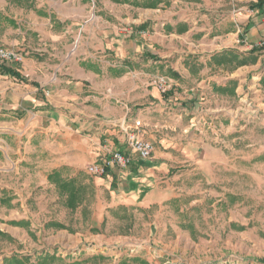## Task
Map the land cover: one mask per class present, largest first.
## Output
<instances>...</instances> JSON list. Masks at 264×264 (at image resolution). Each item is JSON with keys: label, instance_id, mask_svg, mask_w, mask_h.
Listing matches in <instances>:
<instances>
[{"label": "crops", "instance_id": "1", "mask_svg": "<svg viewBox=\"0 0 264 264\" xmlns=\"http://www.w3.org/2000/svg\"><path fill=\"white\" fill-rule=\"evenodd\" d=\"M33 1L15 15L0 6V47L21 54L0 62V264H176L152 246L179 238L167 228L199 227L206 208L231 226L232 156L214 139L185 137V122L201 97L231 140L230 83L253 68L214 77L212 58L257 47L258 0ZM132 134L153 145L149 160L130 148ZM116 152L130 165L76 187L75 210L49 184Z\"/></svg>", "mask_w": 264, "mask_h": 264}, {"label": "rangeland", "instance_id": "2", "mask_svg": "<svg viewBox=\"0 0 264 264\" xmlns=\"http://www.w3.org/2000/svg\"><path fill=\"white\" fill-rule=\"evenodd\" d=\"M39 4V10H47V4ZM0 6L2 8L4 6L6 11H11L15 15L21 11L26 13L33 10L35 4L33 0H0ZM254 47L263 48L255 63L256 66L251 67L249 65L255 64H248V67L242 69L253 68L252 71H247L239 78L241 82L231 81L230 95L232 98H230L231 100L226 99V102L230 101L231 103L234 123L231 134H229L231 140L217 123L220 122L219 119L213 118L206 111V107H204L206 100L201 97L193 99L197 113L192 116L194 119L189 124L185 122L187 130L184 133L185 137L192 131L199 133L206 140L214 139L219 148H225L226 153L232 156L234 174L228 184L232 192L228 202H232L235 221L231 226H221L217 221L210 220L213 212L206 208L201 213L199 212V215L205 218L199 227L185 225L176 227L174 230L167 228L166 237H171V234L175 236L173 232H176V234H180L179 238L164 242V244L153 242L152 246L166 249L169 252L170 262L174 260L176 264H264V85L261 83L264 78V36L258 41L257 47ZM254 47L248 49L249 55ZM239 67L234 64L217 66L212 71L215 72L212 76L223 75L221 69H224L226 73H232L231 75L234 77L239 73ZM214 93L220 92L217 89L214 90ZM208 97L209 102L213 104H216V100H224L213 96L212 93ZM62 175L66 179H75L76 187L91 188L95 186L94 176L87 171L79 172L74 176L70 172H64ZM49 184L55 186L61 194L65 193L50 181ZM190 188L191 185L187 186L183 194L186 195ZM67 196L69 207L72 210L77 209L82 202L79 200L78 194L77 201L75 200L74 203L71 202L68 193ZM195 215L197 217L198 213ZM188 216H190V212ZM185 218L184 223L189 224L191 221L187 217ZM207 222H213V225H204ZM153 234H156L155 230H153ZM122 250L124 251V249ZM125 251L132 256L136 254L137 249L131 247L126 248Z\"/></svg>", "mask_w": 264, "mask_h": 264}, {"label": "trees", "instance_id": "3", "mask_svg": "<svg viewBox=\"0 0 264 264\" xmlns=\"http://www.w3.org/2000/svg\"><path fill=\"white\" fill-rule=\"evenodd\" d=\"M155 6L154 3H147L144 4L145 8H153ZM253 10H260L264 13V0H258L255 3H251L250 6ZM263 48H253L251 50L250 55L247 58H240L239 54L234 50L226 51L222 55H216L212 58V62L215 63L217 66H223L227 64H234L235 66H245L248 64H255L259 58V53ZM16 75V74H14ZM261 83L264 85V78L262 79ZM219 92H222V88H218ZM49 181L52 184L58 186L62 191L69 194V198L71 202H76V180L75 179H66L58 172L53 173L49 176ZM76 200V201H75Z\"/></svg>", "mask_w": 264, "mask_h": 264}, {"label": "built area", "instance_id": "4", "mask_svg": "<svg viewBox=\"0 0 264 264\" xmlns=\"http://www.w3.org/2000/svg\"><path fill=\"white\" fill-rule=\"evenodd\" d=\"M20 59L21 54L19 52L0 47V62L2 64L19 61ZM128 144L140 159L149 160L151 158L154 147L150 142L139 139L132 134L128 136ZM130 163L131 158L129 156L116 152L114 153L112 160L107 162L104 166L90 165L87 167V172L93 176H103L106 173L107 167L111 166V164L126 168Z\"/></svg>", "mask_w": 264, "mask_h": 264}]
</instances>
